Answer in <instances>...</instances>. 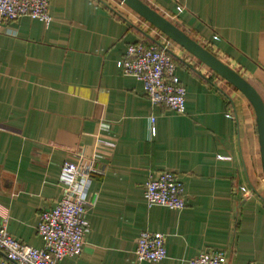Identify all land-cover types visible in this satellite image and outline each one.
<instances>
[{
  "label": "crops",
  "instance_id": "1",
  "mask_svg": "<svg viewBox=\"0 0 264 264\" xmlns=\"http://www.w3.org/2000/svg\"><path fill=\"white\" fill-rule=\"evenodd\" d=\"M143 1L264 101V0ZM49 12V24L0 22V222L10 234L43 247L40 214L63 196L64 162L83 153L103 172L89 184L84 251L59 264H187L209 249L226 251L228 264H264V170L248 98L119 0H50ZM151 39L172 42L184 114L153 104L118 66L130 44ZM165 169L184 183L182 210L147 204L145 183ZM143 231L166 235L164 260L137 262Z\"/></svg>",
  "mask_w": 264,
  "mask_h": 264
},
{
  "label": "built area",
  "instance_id": "2",
  "mask_svg": "<svg viewBox=\"0 0 264 264\" xmlns=\"http://www.w3.org/2000/svg\"><path fill=\"white\" fill-rule=\"evenodd\" d=\"M50 0H0V22L15 21L22 16L52 21L49 12ZM171 41L165 44L146 46L142 42L130 44L118 66L127 75L135 76L144 83L148 98L153 104L170 110L186 112L187 88L177 74V63L170 54ZM104 127L108 128L106 122ZM149 132L156 134L151 118ZM76 160H66L62 166L59 184L63 196L51 208L40 214L37 226L43 247L38 248L16 240L8 231L6 222H0V250L6 258L0 264H59L65 257L82 254L86 235L90 231L86 213L89 204L87 195L93 173L98 169L95 157L83 153ZM145 198L148 206L160 205L182 210L187 205L185 186L175 170L165 169L151 175L145 183ZM135 256L138 263L160 262L167 257L166 235L161 232L143 231L137 238ZM187 264H228L226 251L209 249L187 260Z\"/></svg>",
  "mask_w": 264,
  "mask_h": 264
},
{
  "label": "water",
  "instance_id": "3",
  "mask_svg": "<svg viewBox=\"0 0 264 264\" xmlns=\"http://www.w3.org/2000/svg\"><path fill=\"white\" fill-rule=\"evenodd\" d=\"M139 16L152 24L164 35L172 39L221 78L240 90L252 104L256 116L264 170V101L255 87L240 72L232 68L216 54L199 43L179 26L143 0H119Z\"/></svg>",
  "mask_w": 264,
  "mask_h": 264
},
{
  "label": "trees",
  "instance_id": "4",
  "mask_svg": "<svg viewBox=\"0 0 264 264\" xmlns=\"http://www.w3.org/2000/svg\"><path fill=\"white\" fill-rule=\"evenodd\" d=\"M142 43H144L146 46H150V45H152V44H160L161 45V43L159 42V41H157V40H155V39H151V40H145V41H142ZM203 45V44H202ZM205 46V45H204ZM206 47V46H205ZM207 48V47H206ZM208 49V48H207ZM170 54L172 55V57H173V60L177 63L178 62V57L176 56V55H174L171 51H170ZM198 76H201V77H203L200 73L198 74Z\"/></svg>",
  "mask_w": 264,
  "mask_h": 264
}]
</instances>
